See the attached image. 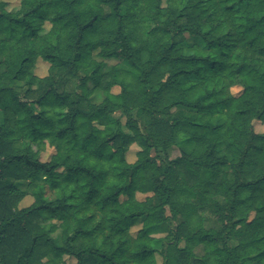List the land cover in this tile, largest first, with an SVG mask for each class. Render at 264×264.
<instances>
[{"label":"trees","instance_id":"16d2710c","mask_svg":"<svg viewBox=\"0 0 264 264\" xmlns=\"http://www.w3.org/2000/svg\"><path fill=\"white\" fill-rule=\"evenodd\" d=\"M6 5L0 264H264V0Z\"/></svg>","mask_w":264,"mask_h":264},{"label":"rangeland","instance_id":"374dc122","mask_svg":"<svg viewBox=\"0 0 264 264\" xmlns=\"http://www.w3.org/2000/svg\"><path fill=\"white\" fill-rule=\"evenodd\" d=\"M7 2L6 5V9L7 10H16L19 7V2L20 0H4ZM50 24L49 23H45L41 32H45L49 29ZM189 42H193V38L191 37H187ZM94 57L97 60H100V58L98 56H96V52L94 51ZM48 62L44 61L41 58H38L35 66H34V72L36 75L38 76H44L47 74V70H48ZM125 67V62L122 60H117V59H109L105 61V65H104V69H110V68H124ZM113 92H118L119 91V87L118 86H114L112 88ZM239 91L238 87H234L232 88V92L233 93H237ZM116 117H118L121 121V123L123 124L122 127L124 130H126L125 127V117L121 115L120 112L116 113ZM2 121V111L0 110V122ZM253 127L254 130L258 133L264 132V120H255L253 122ZM33 148L39 151V158L41 160H47L50 155L54 152V148H52L51 146L48 145V142L45 140L43 142V147H38L37 144H33ZM184 148V150H188L189 146H185L182 143H178L174 146H172V148L169 149V158L173 159L176 158L178 156H180L181 154V149ZM139 149V147L136 144H132L129 147V150L127 152V160L128 161H134L135 160V153L136 151ZM138 198L142 199L144 197L143 194L138 193L137 194ZM32 201V197L30 196H26L21 202H20V207L22 206H26L28 205L30 202ZM174 222V221H173ZM174 223H177L176 221ZM141 224L139 221L136 222V224L131 227L130 232L132 235L136 234V231L140 228ZM165 233H158L155 234V236H163ZM195 253H197L198 255H201L203 252V248L202 246H196L194 248ZM64 260L66 261L67 264H75V259L73 257L70 256H64ZM157 264H161V259L159 256H157Z\"/></svg>","mask_w":264,"mask_h":264}]
</instances>
